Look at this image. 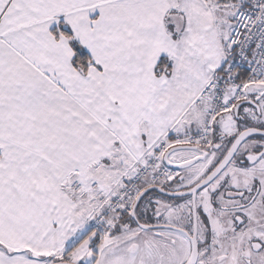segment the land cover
Instances as JSON below:
<instances>
[{"label":"snow or ice","instance_id":"obj_1","mask_svg":"<svg viewBox=\"0 0 264 264\" xmlns=\"http://www.w3.org/2000/svg\"><path fill=\"white\" fill-rule=\"evenodd\" d=\"M0 264H264V0H0Z\"/></svg>","mask_w":264,"mask_h":264}]
</instances>
